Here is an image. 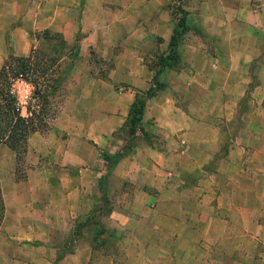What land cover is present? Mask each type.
Here are the masks:
<instances>
[{
	"label": "crops",
	"instance_id": "1",
	"mask_svg": "<svg viewBox=\"0 0 264 264\" xmlns=\"http://www.w3.org/2000/svg\"><path fill=\"white\" fill-rule=\"evenodd\" d=\"M136 1L115 11L111 0H18L15 19H6L0 3V39L59 23L64 39L82 32V58L90 46L110 61L107 78L89 80L103 89L90 90L91 107L77 121L82 131L31 146L35 155L58 150L42 160L53 173L17 179L15 154L0 142V264H264V75L253 76L264 63L253 62L258 50L246 32L258 29L264 0H191L181 61L158 73L149 57L156 46L166 48L173 22L164 0ZM132 15H140V26L126 29ZM229 16L244 26L245 46H231L216 30ZM200 34L210 36L218 57L212 67L223 55L231 59L219 80L223 124L191 111L204 96L195 93L198 65L188 59L203 55ZM237 53L243 57L233 61ZM155 80L163 85L145 100L140 119L147 137L137 128L126 143L115 132ZM249 83L255 109L235 118ZM101 152L116 154L110 168Z\"/></svg>",
	"mask_w": 264,
	"mask_h": 264
},
{
	"label": "rangeland",
	"instance_id": "2",
	"mask_svg": "<svg viewBox=\"0 0 264 264\" xmlns=\"http://www.w3.org/2000/svg\"><path fill=\"white\" fill-rule=\"evenodd\" d=\"M111 1L112 2L107 3L114 4L115 11H118L117 8L120 9L125 0ZM164 1V4L166 5L165 9L169 12L173 25L178 18L184 17L185 19V14L187 13L189 4L192 2L191 0ZM136 2H140L141 5L143 0H137ZM0 3L2 5V14L6 16V19H15L16 17L14 15H17V13L21 10V5H18V0H3L0 1ZM134 4L135 0H133L132 5ZM134 7L135 6H133V8ZM140 14L142 15V13ZM140 20V15H132L130 19L126 20V29L131 28L133 30L135 27L139 28L140 24L137 25V23H139ZM257 27L258 29L251 25V29L247 28L246 32L252 34L251 40H253L255 48H257L258 50L257 56L252 59L253 62L264 63V14L263 19L261 20V22H259ZM43 29L45 28L35 25L33 28H31V30L27 32L26 35L20 33L14 37H4L0 39V57L2 58V60L9 54H13L16 56L25 55L31 45L38 46L40 38L37 37H39V34ZM46 29H48L50 32L60 33L59 23H55V25ZM116 29L118 28L115 27L114 32H116ZM194 30L196 31L198 29L194 28ZM216 30L222 32L223 36L227 35L232 38V44L230 43L231 41L227 42L228 44H231V46L233 45L239 47L240 44L245 46L246 42L239 43V37L241 33L245 31V28L241 24V21L239 19L230 17L228 18L226 23L217 26ZM184 32L186 31H183V33L178 38V43L176 45L177 52L179 43L182 44V39L185 34ZM81 33L82 32H80V30L78 29L77 32H75V36L71 37L70 39H65L66 49L64 51V56L58 62L59 71L61 74H63V77L57 90H55L54 95L49 98V102L45 105L44 110L48 112V115L45 118V123H43L44 126L34 131V133H30L26 141L25 150L16 158L14 173L16 178L21 181L26 180L30 175L31 178L36 177L37 175L42 173L40 171L45 168H47L51 173L54 172L56 167L52 165L42 167V165H45L44 161L42 162V160L45 159L46 161H48V158L53 159L54 156H58V150H55L54 148H48L52 151H43L41 149L37 150L39 151L38 155H35L32 152L33 150H31V146L37 142L42 143L43 141L47 145L55 143L57 136L60 135L59 133H61L60 131H62V137L67 135V132L76 133L82 131V125L77 123V121L80 122L81 113L84 112L83 110H87L89 107H91L92 98L89 92L91 89L95 90V88H99L100 90L103 89L102 86H96V84H92L89 80L93 78H107L110 61L101 58L90 46L86 47L87 59H85V57L82 58L80 51L84 49L83 47L85 45V42L83 43ZM209 37V35L204 36L203 34H200L199 38H195V43L197 42L203 45L199 46L203 50V55L200 56L198 55V53L196 54L193 52L191 55H189L188 59L193 63L194 66L195 64L198 65V67L194 69L195 71H191L194 72L193 74H195L196 79V85L193 86L195 87V93L201 96H203L204 94V96H207V98L211 100H206L203 96L204 100L201 99L199 103L195 102L194 104H191V111L205 110L207 111L206 115L209 116V118H214L218 124H223L224 122H226L224 117L227 114L224 113V111H226L227 108H225L222 105L223 103H221L219 100V94H221V92L223 91L219 80L221 79V70L223 69L224 62H226V60L230 62L231 59L229 55H223V59H220V65L217 67H212L211 63L218 62V57L213 52V48L211 45L212 43L209 40ZM155 40L157 41L159 39ZM220 40L222 41L223 38L220 37ZM248 41L247 46H250V43ZM73 45H76V50L74 49ZM221 46H223V44ZM165 49L167 48L162 47L160 49L158 46H156L157 52L154 51L153 57H149L150 61L156 62L157 57L165 53ZM75 51L76 54H74ZM178 54L179 64V62L181 61L180 56L182 54V51L181 53L178 52ZM250 55V53H246V56L250 57ZM232 56L233 61H237L239 58L243 57L242 53H237ZM259 69L253 70V76L255 78H262L261 75H264V70ZM251 86V83L247 84L245 92L243 93L242 104L244 105L239 106V108L237 107L235 118H237V112H239V114L237 115L240 116L244 111L247 112L248 110L255 109L256 104L251 101ZM14 89L17 94L18 100L22 105L21 112L22 114H24V105H26L28 101L31 103V105H33L34 99L33 97H31V86L22 80H18L14 83ZM258 90L262 91V88L260 87L258 88ZM262 104L264 103H260L259 109H262ZM105 108H108V106L106 105ZM44 110H42V112H44ZM235 118L233 116V118L230 120V126L232 127L231 131H233V127L237 121L235 120ZM246 120H251L248 114L246 115L245 121ZM115 134H117L119 137L121 136L125 138V140H127L126 143H128V139H132V137L127 136L126 124H124L119 130H117ZM41 136L42 138H40ZM36 158L38 159V163L35 161ZM107 207L108 205H105V207L102 209L103 213L105 212ZM99 218L100 216H97V218H94V220H99Z\"/></svg>",
	"mask_w": 264,
	"mask_h": 264
},
{
	"label": "trees",
	"instance_id": "3",
	"mask_svg": "<svg viewBox=\"0 0 264 264\" xmlns=\"http://www.w3.org/2000/svg\"><path fill=\"white\" fill-rule=\"evenodd\" d=\"M193 29L195 27H192ZM188 29L184 17L177 19L167 41V50L157 57L158 66L155 73L164 68L175 67L179 60L176 50L179 36ZM38 46L31 45L25 55H7L0 64V142L4 143L15 154V160L25 150L30 133L44 126L48 112L44 110L49 98L57 90L63 74L59 71L58 62L64 56L66 42L61 33L43 29L39 34ZM76 50V45H73ZM76 54V51L74 52ZM22 80L31 86L33 105L28 101L21 112L17 94L14 89L15 81ZM163 84L155 80L153 86L137 94L129 105L125 123L128 137H132L138 128L141 134L147 133L140 126L141 114L145 100L155 94ZM44 110V112H42ZM45 113V114H44ZM103 159L110 168L116 154L109 155L101 152ZM0 199V218L2 215Z\"/></svg>",
	"mask_w": 264,
	"mask_h": 264
}]
</instances>
